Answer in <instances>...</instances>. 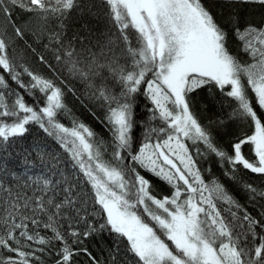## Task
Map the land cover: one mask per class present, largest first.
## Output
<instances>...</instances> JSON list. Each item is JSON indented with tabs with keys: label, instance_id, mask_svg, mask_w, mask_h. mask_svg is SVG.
<instances>
[{
	"label": "snow or ice",
	"instance_id": "snow-or-ice-1",
	"mask_svg": "<svg viewBox=\"0 0 264 264\" xmlns=\"http://www.w3.org/2000/svg\"><path fill=\"white\" fill-rule=\"evenodd\" d=\"M0 264H264V0H0Z\"/></svg>",
	"mask_w": 264,
	"mask_h": 264
},
{
	"label": "trees",
	"instance_id": "trees-1",
	"mask_svg": "<svg viewBox=\"0 0 264 264\" xmlns=\"http://www.w3.org/2000/svg\"><path fill=\"white\" fill-rule=\"evenodd\" d=\"M206 2H213V0H206ZM213 11L216 12H220V11H226V9H218V8H214ZM256 19H258V15L255 17ZM29 40H31V37H29ZM69 105L70 107L73 108L74 112L84 121H86L87 123H89L98 133H100L101 135H107V133L103 130V128L95 121L91 118V116H89L83 109L79 108L78 105H74L72 103V98L69 97ZM212 115V113H206L205 117ZM61 120L66 124V125H71V120L72 117L71 116H63L61 117ZM31 138H29L30 141ZM27 143V142H26ZM213 171L216 173L217 176L220 175V169L216 167L215 164L212 165ZM253 180H255L256 183H259V179L256 178L255 176L252 177ZM226 183L229 184V187L232 189V191L234 192V194L241 200V202L244 201V197L243 194L234 186L231 185L230 182L225 181ZM154 183H157L156 181H154ZM158 191H161L162 193L166 191V186L160 185L158 187Z\"/></svg>",
	"mask_w": 264,
	"mask_h": 264
}]
</instances>
